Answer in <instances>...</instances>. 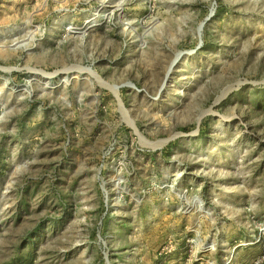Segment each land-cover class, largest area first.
I'll return each instance as SVG.
<instances>
[{
    "label": "rangeland",
    "instance_id": "1",
    "mask_svg": "<svg viewBox=\"0 0 264 264\" xmlns=\"http://www.w3.org/2000/svg\"><path fill=\"white\" fill-rule=\"evenodd\" d=\"M264 264V0H0V264Z\"/></svg>",
    "mask_w": 264,
    "mask_h": 264
},
{
    "label": "trees",
    "instance_id": "2",
    "mask_svg": "<svg viewBox=\"0 0 264 264\" xmlns=\"http://www.w3.org/2000/svg\"><path fill=\"white\" fill-rule=\"evenodd\" d=\"M34 258L30 257L26 259V262H24V264H33Z\"/></svg>",
    "mask_w": 264,
    "mask_h": 264
}]
</instances>
